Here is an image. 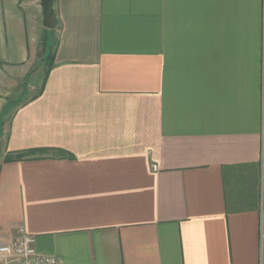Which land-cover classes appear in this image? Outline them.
Returning a JSON list of instances; mask_svg holds the SVG:
<instances>
[{
	"label": "crops",
	"instance_id": "obj_1",
	"mask_svg": "<svg viewBox=\"0 0 264 264\" xmlns=\"http://www.w3.org/2000/svg\"><path fill=\"white\" fill-rule=\"evenodd\" d=\"M53 10L38 95L40 0H0V242L59 264H264V0Z\"/></svg>",
	"mask_w": 264,
	"mask_h": 264
},
{
	"label": "built area",
	"instance_id": "obj_2",
	"mask_svg": "<svg viewBox=\"0 0 264 264\" xmlns=\"http://www.w3.org/2000/svg\"><path fill=\"white\" fill-rule=\"evenodd\" d=\"M0 264H59L53 256L39 254L32 238L19 234L12 242H0Z\"/></svg>",
	"mask_w": 264,
	"mask_h": 264
},
{
	"label": "rangeland",
	"instance_id": "obj_3",
	"mask_svg": "<svg viewBox=\"0 0 264 264\" xmlns=\"http://www.w3.org/2000/svg\"><path fill=\"white\" fill-rule=\"evenodd\" d=\"M39 42H40V50L35 62L32 65L31 73H30L31 75H29L28 79H26L23 83L24 87L25 88L29 87L30 90L32 89L33 86L35 87L36 85L38 86L39 84H42L44 73L47 68V64H46L47 61L45 60V57H47V55L52 54L55 44L53 33H51V30L41 29ZM35 92L36 89L34 88L32 90V94Z\"/></svg>",
	"mask_w": 264,
	"mask_h": 264
},
{
	"label": "trees",
	"instance_id": "obj_4",
	"mask_svg": "<svg viewBox=\"0 0 264 264\" xmlns=\"http://www.w3.org/2000/svg\"><path fill=\"white\" fill-rule=\"evenodd\" d=\"M45 60L47 61V68L45 70V73H44V77H43V80H42V84H41V87H40V90L38 91V95L41 93L43 87H44V84H45V80L49 74V71L50 69L52 68V60H53V55H47V57H45ZM49 151L51 150H48V149H40V150H31V151H26V152H20V153H15V154H9L7 155L5 158H4V162H13V161H23V160H26L36 154H39V155H46Z\"/></svg>",
	"mask_w": 264,
	"mask_h": 264
},
{
	"label": "water",
	"instance_id": "obj_5",
	"mask_svg": "<svg viewBox=\"0 0 264 264\" xmlns=\"http://www.w3.org/2000/svg\"><path fill=\"white\" fill-rule=\"evenodd\" d=\"M53 3L54 0H40V6L42 8V25L48 30L55 29L57 24Z\"/></svg>",
	"mask_w": 264,
	"mask_h": 264
}]
</instances>
